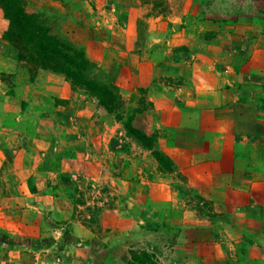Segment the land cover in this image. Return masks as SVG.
Masks as SVG:
<instances>
[{
  "label": "rangeland",
  "instance_id": "obj_1",
  "mask_svg": "<svg viewBox=\"0 0 264 264\" xmlns=\"http://www.w3.org/2000/svg\"><path fill=\"white\" fill-rule=\"evenodd\" d=\"M236 1L24 0L39 17L36 34L72 41L91 61L92 77L118 86L122 119L65 74L20 59L21 48L4 39L9 21L0 4V135L12 163L14 150L29 147L18 162L32 169L15 189L4 187V195L16 201L0 212L6 219L4 230L0 225V264H138L136 256L159 264L145 237L156 228V215L172 207L178 187L194 208L215 211L212 201L187 186L174 157L182 166L210 161L182 148L203 150L207 140L200 128L210 125L193 105L202 100L197 93L208 78L200 69L230 66L216 52L208 57L212 47L206 41L247 17L244 11L214 10ZM238 62L250 66L249 60ZM221 81L216 90L223 85L224 93L217 97L231 102L237 97L234 78ZM253 97L248 92L239 99ZM254 99L264 112V92ZM126 124L155 133L175 170L163 172L152 152L128 135ZM26 217L33 219L28 234L18 223ZM161 220L159 238L170 243L172 228ZM251 243L244 237L238 259L250 257Z\"/></svg>",
  "mask_w": 264,
  "mask_h": 264
},
{
  "label": "crops",
  "instance_id": "obj_2",
  "mask_svg": "<svg viewBox=\"0 0 264 264\" xmlns=\"http://www.w3.org/2000/svg\"><path fill=\"white\" fill-rule=\"evenodd\" d=\"M219 2L225 5L222 0ZM220 5L214 10L248 14L245 19L231 21L218 37L206 41L212 47L211 51H206L208 57L216 52L226 58L230 66L200 69L208 78L197 93L202 100L193 105L200 109L204 122L210 125L200 128L207 140L203 150L191 146L182 148L194 158L207 157L210 161L182 166L174 157L179 170L187 176V186L198 190L204 200L212 201L216 208L213 213L194 208L178 187L172 207L156 215V228L145 237L146 244L159 256V264H264V112L261 111L262 103L254 99L264 92V0H237L234 7L227 9ZM242 59L249 60L250 66L240 64L238 61ZM216 76H219L218 83ZM225 76L234 78L231 84L237 97L231 102L217 97L224 93L223 85L217 90L216 87ZM247 77L251 79L249 85L243 83L249 81ZM248 92L254 96L252 99H239ZM182 125V122L176 123L173 127ZM4 136L0 135L1 213L8 211V204L16 201L4 195V187L15 189L32 171L23 161L18 162L20 156L24 158L29 154L27 145L14 150L18 153L14 163L6 160ZM0 220L4 230L6 219L0 216ZM22 220L24 223H18L25 230L24 234H28V229L33 228V219ZM149 220L146 217V222ZM160 220L172 228L170 243L159 238L164 234L159 228ZM244 237L252 240L246 249L250 257L240 260L237 252L239 246L243 247Z\"/></svg>",
  "mask_w": 264,
  "mask_h": 264
},
{
  "label": "trees",
  "instance_id": "obj_3",
  "mask_svg": "<svg viewBox=\"0 0 264 264\" xmlns=\"http://www.w3.org/2000/svg\"><path fill=\"white\" fill-rule=\"evenodd\" d=\"M0 4L9 21L4 39L21 48L20 59L33 62L43 69L65 74L76 85L93 94L108 112L116 113L119 119L123 118L124 100L120 89L114 83L102 82L90 75L91 61L83 49L55 33L36 34L39 17L36 13L28 12L24 0H0ZM126 131L142 147L152 152L163 172L175 170L173 159L159 149L155 133L150 134L131 124H126ZM136 261L138 264H147L150 258L136 256Z\"/></svg>",
  "mask_w": 264,
  "mask_h": 264
}]
</instances>
